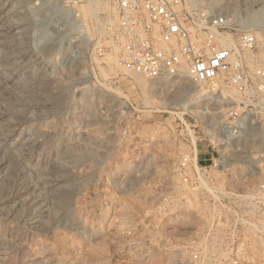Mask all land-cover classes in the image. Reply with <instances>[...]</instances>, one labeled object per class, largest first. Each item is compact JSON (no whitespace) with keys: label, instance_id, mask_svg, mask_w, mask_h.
<instances>
[{"label":"rangeland","instance_id":"374dc122","mask_svg":"<svg viewBox=\"0 0 264 264\" xmlns=\"http://www.w3.org/2000/svg\"><path fill=\"white\" fill-rule=\"evenodd\" d=\"M201 1L254 34L247 67L264 66V0ZM33 2L0 0V264H196L207 196L264 181V95L232 139L228 106L183 77L143 90L114 57L94 73L87 60L61 65L35 36ZM194 142L200 157L212 142L222 157L197 192L176 173ZM221 233L211 230L208 248ZM245 240L242 264H264L261 241L250 231Z\"/></svg>","mask_w":264,"mask_h":264},{"label":"built area","instance_id":"2783aa9c","mask_svg":"<svg viewBox=\"0 0 264 264\" xmlns=\"http://www.w3.org/2000/svg\"><path fill=\"white\" fill-rule=\"evenodd\" d=\"M90 4L101 7L92 17L82 12ZM33 11L38 42L58 48L61 65L87 60L94 73L110 66V55L114 70L126 77L150 83L183 77L205 101L228 106L222 131L232 139L247 131L250 103L264 95V66L250 70L244 55L255 50L254 35L237 31L225 14L201 0H34ZM224 90L238 100L227 99ZM210 145L211 151L200 157L194 142L181 156L176 173L185 190H202L221 166L222 157ZM226 195L207 196L203 203L210 228L197 233L191 254L196 264H242L246 231L264 246V181L249 193ZM218 229L221 239L212 243L214 251L208 248L209 233Z\"/></svg>","mask_w":264,"mask_h":264},{"label":"bare ground","instance_id":"6f19581e","mask_svg":"<svg viewBox=\"0 0 264 264\" xmlns=\"http://www.w3.org/2000/svg\"><path fill=\"white\" fill-rule=\"evenodd\" d=\"M101 10V7H99V6H96V5H87V6H85L83 9H82V12H83V14L84 15H86V16H89V17H92V16H94L95 15V13L96 12H99ZM254 35V34H253ZM255 37V36H254ZM259 37V36H258ZM231 41H233L232 39H231ZM244 55H245V60H246V64L247 65H249V66H251L252 65V62H254L253 61V58H252V56H251V53H248V52H245L244 53ZM110 57H113V56H106V62H107V64H109L108 63V60H109V58ZM258 57V56H257ZM112 59V58H111ZM258 59V58H257ZM114 58H113V63H114ZM110 62V61H109ZM111 68H112V66H110ZM113 68H114V66H113ZM181 71L183 72V68H181ZM133 77H134V79H136V81H137V84H138V86L141 88V89H145L146 88V84L147 83H149L147 80H145L144 78H141V77H138V76H134L133 75ZM177 81L178 80H176V79H172V80H170V82L172 83V84H175V83H177ZM169 82V81H168ZM225 92H226V90H224L223 91V95H225ZM187 107V106H186ZM200 213V212H199Z\"/></svg>","mask_w":264,"mask_h":264}]
</instances>
